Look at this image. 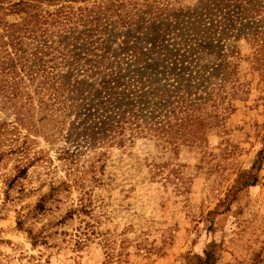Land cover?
I'll return each mask as SVG.
<instances>
[{
    "label": "rangeland",
    "instance_id": "rangeland-1",
    "mask_svg": "<svg viewBox=\"0 0 264 264\" xmlns=\"http://www.w3.org/2000/svg\"><path fill=\"white\" fill-rule=\"evenodd\" d=\"M20 1L0 9V264H264V0H26L31 21ZM98 44L112 70L174 64L191 125L70 138L39 68L76 75Z\"/></svg>",
    "mask_w": 264,
    "mask_h": 264
},
{
    "label": "trees",
    "instance_id": "trees-1",
    "mask_svg": "<svg viewBox=\"0 0 264 264\" xmlns=\"http://www.w3.org/2000/svg\"><path fill=\"white\" fill-rule=\"evenodd\" d=\"M24 1L11 4L10 7L25 11V21H31L35 14L26 7ZM4 2L0 0V9L4 8ZM57 10V18H68L69 13L64 8ZM56 17H52V22L58 21ZM37 24L38 20H35ZM66 49V46L62 48L63 51ZM95 49L103 52L96 53ZM107 49L105 44H98L90 51L96 56L95 59L82 58V54H77L76 60L84 59V64L78 68L76 75L69 73L68 69L79 64H71L68 60L60 64L56 56L50 60H55L56 64L40 65L39 70L47 73L40 83L52 99L47 102L48 106L59 110L60 114L66 113L69 117L72 113L75 115L70 127V138L76 137L95 144L118 137L121 139L127 130L145 124H153L165 132H170L174 127L185 128V123L191 125V85L186 82L187 78L176 71L174 64L162 72L155 65H143L144 70L149 69L146 71L148 75H144L141 70H134L130 74L120 64L116 70H112L106 67ZM69 51L67 55L70 58L73 50ZM60 67H65V73L59 71ZM161 73L166 80L163 85H160L161 79L157 77ZM169 79L173 80L170 84L167 82ZM146 116L153 122H148Z\"/></svg>",
    "mask_w": 264,
    "mask_h": 264
}]
</instances>
